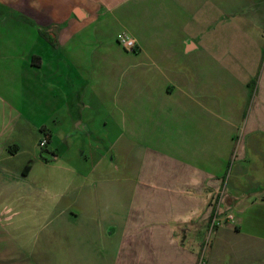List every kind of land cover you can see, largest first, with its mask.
Returning <instances> with one entry per match:
<instances>
[{
    "label": "crops",
    "instance_id": "obj_1",
    "mask_svg": "<svg viewBox=\"0 0 264 264\" xmlns=\"http://www.w3.org/2000/svg\"><path fill=\"white\" fill-rule=\"evenodd\" d=\"M3 2L0 264H264V0Z\"/></svg>",
    "mask_w": 264,
    "mask_h": 264
},
{
    "label": "trees",
    "instance_id": "obj_2",
    "mask_svg": "<svg viewBox=\"0 0 264 264\" xmlns=\"http://www.w3.org/2000/svg\"><path fill=\"white\" fill-rule=\"evenodd\" d=\"M39 35L44 39L53 49L57 48V36L54 33H49L48 31H44L40 28L37 29ZM32 64L38 65V59L33 58ZM50 154L47 150H41L40 157L42 160L48 162L50 159L47 157V155ZM53 157V156H51Z\"/></svg>",
    "mask_w": 264,
    "mask_h": 264
},
{
    "label": "built area",
    "instance_id": "obj_3",
    "mask_svg": "<svg viewBox=\"0 0 264 264\" xmlns=\"http://www.w3.org/2000/svg\"><path fill=\"white\" fill-rule=\"evenodd\" d=\"M117 43L126 51L128 52H135L136 45L134 41L130 38H128L125 35H119L116 39ZM46 145V139H43L40 141L39 146L41 148L45 147Z\"/></svg>",
    "mask_w": 264,
    "mask_h": 264
},
{
    "label": "rangeland",
    "instance_id": "obj_4",
    "mask_svg": "<svg viewBox=\"0 0 264 264\" xmlns=\"http://www.w3.org/2000/svg\"><path fill=\"white\" fill-rule=\"evenodd\" d=\"M4 4H5V2H3V0H0V5H4ZM10 10H11V8L9 7V5L7 6V8H5V7L1 8V6H0V11L2 12V13L0 12V22H4L5 20H8V19L14 20V19H12V15L9 13ZM3 12L5 13L6 16L3 14ZM26 21H28V20L21 19V22L27 23ZM37 22H40V21H37ZM54 142H56V141H54Z\"/></svg>",
    "mask_w": 264,
    "mask_h": 264
}]
</instances>
